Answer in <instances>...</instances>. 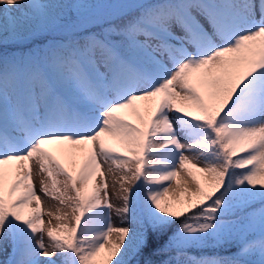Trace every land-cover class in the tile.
<instances>
[{
	"label": "snow or ice",
	"instance_id": "1",
	"mask_svg": "<svg viewBox=\"0 0 264 264\" xmlns=\"http://www.w3.org/2000/svg\"><path fill=\"white\" fill-rule=\"evenodd\" d=\"M50 146L73 165L83 154L76 176ZM105 164L128 181L120 206L103 179L83 194ZM34 170L64 178L41 191L72 226L45 232ZM181 173L194 190L162 204ZM9 248L0 264H264V0H0Z\"/></svg>",
	"mask_w": 264,
	"mask_h": 264
},
{
	"label": "rangeland",
	"instance_id": "2",
	"mask_svg": "<svg viewBox=\"0 0 264 264\" xmlns=\"http://www.w3.org/2000/svg\"><path fill=\"white\" fill-rule=\"evenodd\" d=\"M106 144L107 146L113 148L115 152L120 153L124 152L123 147L116 141H113L110 138H106ZM50 151H52L53 155L56 156L57 159L61 161L65 165L66 168H68L70 171L73 172V175H77V169L79 167V163L83 159V154H81L75 165L70 164L67 157L64 153H62L56 146H50ZM126 156H131V153H124ZM33 166L35 167V160L32 161ZM7 168V166H5ZM114 167V166H113ZM129 167L134 168L135 164H130ZM185 168L188 171L195 172V169L191 168V165L186 164ZM103 171V177H101L100 173H95L90 179L85 181L83 185V189L86 190L87 188L93 189L94 186L99 185L101 183V180L103 179L107 184V192H108V200L109 202L113 203L116 206H120V201L117 200L116 193L121 187V183H124V186H128V181L126 178H124V173L121 170H108V165L105 164L102 166ZM130 175V174H129ZM198 179L200 178L199 174H197ZM52 179H56L58 181L57 189H52ZM63 177L62 176H54L52 178L47 177V174H40L33 171V185L34 190L36 194L39 196V203L37 200L33 199L29 207L32 209H36L39 207L40 209V215L43 220L42 227L45 229V232L49 227L53 229H57L60 225L67 224L69 226H72L74 224V217L71 208L67 207V202L65 205H61L60 202L53 197H50L48 195H45L41 191V181L43 180L45 183L48 184L49 189L51 191L56 192L57 194H60L64 191L63 189ZM179 185V187H177ZM78 187L81 185H77ZM193 189V186L190 183H186L185 181V174L181 173L178 175L172 182V188H170L169 194L164 197L161 201L163 204L166 200L168 201H175V200H186L188 196V192L185 191V189ZM173 189H175L173 191ZM88 193V192H87ZM52 213L50 216L49 213ZM57 217H60V219H57ZM112 223L114 226H119L120 220L119 217L116 216L115 212L113 211L111 214ZM62 234V233H61ZM110 240L115 242L117 241V235L113 233L110 237ZM11 252V249L9 248L5 252H0V262H6L10 256L9 253ZM103 255V253H102ZM94 264H105L103 260H98L94 262Z\"/></svg>",
	"mask_w": 264,
	"mask_h": 264
},
{
	"label": "trees",
	"instance_id": "3",
	"mask_svg": "<svg viewBox=\"0 0 264 264\" xmlns=\"http://www.w3.org/2000/svg\"><path fill=\"white\" fill-rule=\"evenodd\" d=\"M92 190L93 189H91V188H87L86 190H84L83 194L86 195V196L90 195ZM185 199H187V198H185ZM179 208H180V205H177L175 208H173L171 210L172 211H179ZM86 215H88V214L86 213ZM192 254L195 255L196 253H192ZM203 254L207 255V256H226V255L230 254V251L229 250H225L223 248H220V249H208Z\"/></svg>",
	"mask_w": 264,
	"mask_h": 264
}]
</instances>
